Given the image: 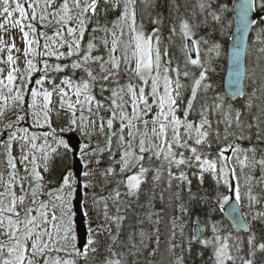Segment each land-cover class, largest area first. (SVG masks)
<instances>
[{
	"label": "snow or ice",
	"instance_id": "1",
	"mask_svg": "<svg viewBox=\"0 0 264 264\" xmlns=\"http://www.w3.org/2000/svg\"><path fill=\"white\" fill-rule=\"evenodd\" d=\"M139 4L147 7L152 0ZM168 7L167 16L149 13L145 20L138 0H0V30L17 29L24 44L20 49L15 37L9 36V42L0 36V51H7L0 63L11 66L6 76L0 68V117L9 100L15 116L0 132L6 137L0 144L9 169L7 180L0 174V237H4L0 264H77L74 256L98 252L99 241L93 236L107 231L115 243L111 224L119 230L125 217L110 215L108 201L120 200L121 185L124 195L138 196L149 177L153 184L166 177L168 189L175 185L170 200L178 202L177 215L171 220L170 241L179 235L180 242L169 243L171 264H186L194 244L200 264H264V147H258L264 144V107L251 113L256 91L264 93V77L259 89L248 93L245 85L232 94L246 97L242 108L234 107L228 94L217 95L210 54L219 56L221 46L211 44L207 59L202 58L201 46L209 41L198 31L208 17L221 29L231 27L234 21L225 23L228 4L196 0L187 16L178 14L176 0H168ZM253 9L264 13V0H259L258 8L256 0H244L239 6L240 25L244 32L250 24L258 26L256 40L264 45V19L249 20ZM109 13L115 19L108 21ZM13 50L24 57L23 72ZM259 51L264 53V47ZM54 96L57 116L62 110L65 117L58 128L51 120ZM249 115L251 121L246 119ZM28 119L32 127L49 131L30 133L28 127L18 126ZM65 132L78 133L84 142L70 145ZM98 136L103 137V146L99 139L93 142ZM14 142L20 143L18 158L12 154ZM105 153L107 163L101 168ZM77 154L75 163L83 162L82 167L67 163ZM57 157L63 167L55 181L46 180L43 173L56 169ZM206 176L213 182L210 192L203 190ZM97 177L116 187L108 196L93 193L89 204L88 193L96 187ZM190 177L197 180L196 192ZM184 191L187 201L181 195ZM153 198L149 196V209ZM230 200L235 201L232 213L238 214L233 216L235 235L213 216V201L223 207ZM200 203L207 210L203 219L196 215V227L186 236L185 217ZM93 210L97 226L90 229L88 247L81 251L75 244L76 218ZM154 214L149 211L148 218ZM159 243L157 237V247ZM107 250L111 256L102 264H122L112 258L116 253L110 245ZM53 252H63L67 258L52 256Z\"/></svg>",
	"mask_w": 264,
	"mask_h": 264
},
{
	"label": "trees",
	"instance_id": "2",
	"mask_svg": "<svg viewBox=\"0 0 264 264\" xmlns=\"http://www.w3.org/2000/svg\"><path fill=\"white\" fill-rule=\"evenodd\" d=\"M235 0H215V3L220 4H228L230 11L226 13L225 23L234 21L233 19V8H234ZM176 3L180 6L179 13L187 16L188 12L191 11V6L196 3V0H176ZM257 8L259 6V0H257ZM154 5V6H153ZM215 6V4H214ZM138 9H143L145 13V20L147 19V14L155 15L157 12H162L165 16L168 15L169 7L168 0H152V4L145 7L144 5L139 4L138 0ZM260 19H264V13L259 12ZM115 19V15L109 13L107 16V20L111 21ZM140 19L139 11H138V21ZM105 20L103 16H101V23H104ZM111 25L109 24V27ZM151 27L150 25L148 26ZM234 29V22L231 23V27H225L221 29L219 24H216L211 20V17H208V23L206 26H202L198 35L203 36L205 39L209 41L208 45L201 46V57L207 59L208 53L207 48L211 46L213 43H218L220 48V55L216 56L215 53H211L212 58V67L215 71L212 73V83L217 95H224V80L227 71V59H228V47L232 39V33ZM258 33V26L252 31L248 52H247V75L245 81V91L251 93L253 89H259L261 87V79L264 77V53H261L259 49L264 47L256 40ZM167 30L165 29L164 35H167ZM87 38V36H86ZM175 51L177 55H182L179 53L178 49H170V52ZM196 56H193L195 58ZM122 77H123V65L121 68ZM255 74V75H253ZM255 81V82H253ZM122 84L126 82L125 78H122L120 81ZM115 86V85H112ZM105 95H108L106 92ZM99 98V96H98ZM246 97L242 100L233 102L234 107L242 108ZM26 107V106H25ZM264 107V93L257 90L256 96L253 99V108L251 110L252 114H258L259 108ZM58 109L57 102L54 105L53 110V128H58L59 123L65 118L64 113L60 110V115L57 116L56 110ZM243 110V109H242ZM104 114V113H102ZM14 119L12 116H10ZM215 119V117H214ZM247 120L251 121V115L246 117ZM264 119V117H262ZM69 133V132H65ZM63 133V135H65ZM73 134H77L76 132H71ZM80 137V136H79ZM81 138V137H80ZM96 139L101 141V146H103V137L98 136L93 138V142L95 143ZM82 140V138H81ZM84 141L82 140V143ZM115 147V142L114 145ZM245 146H247V142H245ZM258 147H264V144L258 145ZM70 156V154H69ZM117 158L118 155H117ZM56 169L51 173L46 174V180H53L58 177L59 169L63 167L62 162L59 157L55 159ZM67 163H71L73 165V158H70ZM83 163V162H82ZM107 163V153L104 154L102 158V163L100 165L101 168L105 167ZM256 176L259 177V171L257 170ZM193 181V192L197 191V180L195 177H190ZM212 180L210 177H205V184L203 190L211 191ZM53 185H50V187ZM116 185L114 182H110L105 184L101 177L96 178V187L89 191V204H91V196L95 193L97 196H108L109 193L115 188ZM151 190V191H150ZM202 190V191H203ZM259 190V189H257ZM120 191L122 193L119 201H108V210L110 215H122L125 217L123 222L120 225L119 230H117L116 224H111V236L116 237L115 243H113L111 237L108 235L106 231L99 237L93 236L94 240L99 241V249L97 253H93L89 251L86 256H80L77 264H102L103 260L106 257H110L111 253L108 252V246L110 245L112 248V252L116 253V256L112 257L113 259H121L122 264H171L172 255L168 251L169 243H179L180 237L177 235L175 241H170V235L172 230L171 220L174 215L177 213L174 211L175 205L178 203L174 198L170 200L172 193L176 191L175 185L172 189H168L166 177H162L161 181L158 184H153L151 181V177H149V181L142 185L141 192L138 196H129L124 195L125 188L123 185L120 186ZM163 193L164 199H160V195ZM225 194H227L225 190ZM154 195L152 200V207L149 209L148 200L149 196ZM182 197L185 201H187V192L184 191L181 193ZM227 204H224L223 207L215 204L213 201V206L215 208L213 212L214 218L221 222L224 226L225 231H232L235 235V231L228 223L227 219L224 216V208ZM242 207V206H241ZM259 207V206H257ZM117 208H119V213H117ZM206 207L203 203L194 204L193 205V213L190 214L189 217H185V234L186 236H191V229L196 227L195 219L196 215H200L203 219V214L206 211ZM243 212L247 213V207H242ZM151 211L152 213L158 215H152L151 219L148 218V213ZM87 218V228L89 231V235H92L91 230H95L97 226L96 220V212L95 210L90 212V215ZM103 222L102 220L100 221ZM254 228L259 229L260 225L258 223H254ZM158 230V231H157ZM144 232L145 235L142 238L141 232ZM241 234H243L241 232ZM159 237V247H157L156 240ZM143 241V242H142ZM231 243V241H230ZM198 245H193V254L191 256H186V264H200L199 257L195 256V251ZM155 250V254L153 253ZM177 253L179 249L176 250Z\"/></svg>",
	"mask_w": 264,
	"mask_h": 264
},
{
	"label": "water",
	"instance_id": "3",
	"mask_svg": "<svg viewBox=\"0 0 264 264\" xmlns=\"http://www.w3.org/2000/svg\"><path fill=\"white\" fill-rule=\"evenodd\" d=\"M244 3V0H235L233 8V19H234V29L232 33V39L228 47V59H227V71L224 80V90L228 94L229 98L233 102L242 100L244 97L234 96L232 94L236 93L240 88L245 87L246 76L243 74V70L247 69V52L249 40L252 34L253 29L256 25H249L247 32H244L241 28L239 21V6ZM257 5V0H256ZM249 20H259L260 15L257 12V9L248 13ZM195 55V51L192 53ZM240 73V75H238ZM247 75V72H246ZM70 145H75L77 142L82 144V140L77 134L68 135L65 137ZM78 160V154L73 158L74 167H82V162L76 164L75 161ZM83 195V190L81 191ZM81 207H83L84 201L81 200ZM235 201L232 200L224 208V216L227 219L228 223L231 225L234 231L235 230V221L233 219L236 213H232L233 205ZM236 208L243 212L241 205L236 204ZM243 233V230L241 231ZM76 233L79 240V249L83 251L84 247H88L86 240L89 235L87 228V218L81 217L80 215L76 218Z\"/></svg>",
	"mask_w": 264,
	"mask_h": 264
},
{
	"label": "rangeland",
	"instance_id": "4",
	"mask_svg": "<svg viewBox=\"0 0 264 264\" xmlns=\"http://www.w3.org/2000/svg\"><path fill=\"white\" fill-rule=\"evenodd\" d=\"M0 20H2V18H0ZM0 36H3L5 41H9V36H13L15 37V43H16V47L23 49L24 48V44L23 41L21 39V33L17 30V29H13L9 26V30L7 32H4L3 30H0ZM10 42V41H9ZM13 55L14 56H19V60L17 61V64L19 66V68L21 69V71L23 72L24 68H25V64H24V57L21 53H17L15 50H13ZM7 56V51L3 50L0 51V59H6ZM10 65L7 64H3L0 63V68L4 69V75L6 76L8 70L10 69ZM40 74L37 73L33 79H36ZM5 94H7V90L5 89ZM27 99V98H26ZM11 100H9V108L5 111V114L3 117H0V132L4 131L5 125L7 123H9L10 121H15V116L12 114L13 110L11 108ZM56 103V97H53V106ZM25 106L27 107V104H25ZM10 116H12L14 119H12ZM51 120L53 121V112L51 113ZM32 122L30 119L24 121V122H20L19 123V127L23 128V127H28L29 128V132H35L37 134H41L44 131H49V129L47 127H42V128H37V127H32ZM72 134L71 132L69 133H65L64 137L66 135H70ZM18 135H22V133H18ZM5 136H0V141H2L3 139H5ZM50 142H51V138H49ZM37 143H42V140L37 141ZM25 151H27V145H25ZM12 154L15 157H19L21 155L20 152V143L19 142H14L12 145ZM17 168L19 169V175L23 176L24 172H23V168L20 165L19 161H17ZM8 167L6 165V161H5V150L2 144H0V174H3L4 179L7 180L8 179ZM45 175V179H46V174L47 173H43ZM25 184L27 185V182H25ZM0 191H3V186L0 185ZM17 192H19V189H17ZM232 200H230L229 202H231ZM76 227V226H75ZM76 234V233H75ZM77 237V235H76ZM0 239H4V237H0ZM76 247L78 248V239H76ZM79 249V248H78ZM52 256H56L59 255L61 258H67L66 254L63 252L60 253H55L53 252L51 254ZM80 256H74L73 258L76 260V262L78 261Z\"/></svg>",
	"mask_w": 264,
	"mask_h": 264
}]
</instances>
